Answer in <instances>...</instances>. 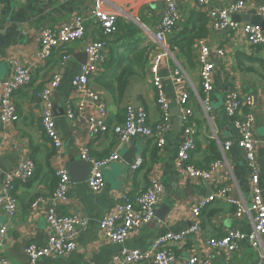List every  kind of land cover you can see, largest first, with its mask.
Instances as JSON below:
<instances>
[{"label":"crops","instance_id":"obj_1","mask_svg":"<svg viewBox=\"0 0 264 264\" xmlns=\"http://www.w3.org/2000/svg\"><path fill=\"white\" fill-rule=\"evenodd\" d=\"M213 1L218 3L220 0ZM245 1L246 8L232 15L233 21L250 23V13L264 4V0ZM177 5L181 21L170 35L173 37L181 34L191 13L201 12L194 0H177ZM92 6L93 0H0V82L11 76L14 62L30 68L33 76L32 84L13 97L18 121L7 125L0 122V188L4 175L19 163L31 159L36 165L34 176L27 184L14 185L18 202L16 217L9 221L5 213L0 214V228L7 226L0 241V256L7 259L8 264H27L24 248L30 243L45 246L48 237L45 214L51 205L56 206L61 215L76 216L87 223L78 230L77 249L73 253L63 258L43 257L36 264H114V256L122 249L150 250L153 240L159 236L181 233L191 227V212L196 201L221 188L229 189L230 199L248 206L251 193L249 171L244 151L237 145L238 130L225 112L228 91H235L241 96L252 95L257 102L252 133L258 140L255 153L264 202V47L251 46L241 31L215 32L208 25L207 37L194 46L192 67L173 52L187 76L183 84L174 83L169 76L173 61L168 58L161 61L158 75L162 78L169 106V127L164 133L163 147L159 149L153 140L136 136L122 148L117 146L112 128L123 122L127 107L142 108L150 127L163 121L149 71L153 59L161 53V47L143 31L142 26L150 32L156 30L164 12V3L162 0H126L121 3L118 5L122 13L116 33L108 38L91 20ZM76 16H84L88 21L84 39L67 48L72 59L62 65V55L57 52L48 60H38L40 32L69 23ZM95 41L104 43V59L91 76L89 88L106 103L109 130L92 139L88 132V119L98 116L97 108L85 100L84 108L73 119L67 117V110L69 105L75 107L81 99L71 81L83 62H87L86 46ZM150 42L153 49L149 53V63L144 69L136 67L132 56L139 54ZM200 45L209 48V61L214 66L212 91L206 108L202 103L204 95L197 63ZM217 50H222L223 55L218 56ZM132 70L119 97L116 90L119 76ZM55 72L61 75V83L52 94L55 127L62 142L58 150L50 145L42 132L41 112L36 99V93ZM103 82L111 83L113 90H107ZM184 93L189 96L195 131L196 147L190 154V165L204 169L214 157L223 162L210 181L190 179L177 163L184 136L182 119L176 118V115L182 116L179 99ZM226 142H230V146L224 151L221 147ZM84 148L98 159L108 157L118 149L121 150V159L103 169L105 184L100 192H92L86 179L78 183L70 181L67 202L52 200L56 184L54 171L65 169L69 175L71 164L81 163L80 154ZM131 149L134 151L125 160L122 159L125 152L129 153ZM139 158L143 160L142 166L132 171L131 167ZM132 160L134 163H130ZM81 176L85 177L84 170H74L76 179ZM151 180H157L163 188L153 221L130 234L123 244L107 241L99 231L100 220L106 214L115 212L123 204L124 196L145 191ZM37 198H43L45 202L32 211L30 205ZM235 211L233 204L222 200L210 203L201 214L200 231L173 247L176 255L174 264H188L192 256L208 257L214 264H264V238L258 249L252 248L244 238L233 253L207 246V240L220 238L228 230L251 231L249 220L236 219Z\"/></svg>","mask_w":264,"mask_h":264},{"label":"built area","instance_id":"obj_2","mask_svg":"<svg viewBox=\"0 0 264 264\" xmlns=\"http://www.w3.org/2000/svg\"><path fill=\"white\" fill-rule=\"evenodd\" d=\"M126 0H93L90 18L97 25L105 38L116 33L119 16L122 13L118 5ZM164 12L156 25V30L150 32L145 26L143 31L152 36L161 47L150 66L152 85L156 91L157 102L163 121L154 127L147 125L146 113L142 108H126L122 123L112 128L117 146H126L134 137L142 136L155 142L157 148L164 145V133L168 129L169 106L162 86V78L158 75L161 61L168 58L174 66L169 76L174 83L181 85L187 80L184 70L174 58L173 52L167 46V38L174 32L181 21L177 0H162ZM198 9L207 17L209 28L215 32L241 31L247 42L253 47H264V32L258 26L250 23H238L231 16L246 8L245 0H194ZM257 15L264 18V4L255 10ZM127 18L129 16L126 15ZM138 22V19H134ZM88 19L84 16H76L71 22L63 23L51 29H44L38 37L37 58L45 61L59 52L61 64L72 59V54L67 50L68 46L80 42L86 33ZM104 43L95 41L86 46L87 62L80 66L79 71L72 78L71 86L81 96L75 107L69 105L67 117L73 119L76 113H80L85 105V100L91 102L98 111L97 117L88 119V132L92 139L102 136L109 130L108 111L102 98L89 88L90 78L97 72V67L102 63L104 56L102 50ZM209 48L200 45L197 52L199 67V79L201 92L204 95L202 101L204 108L209 105V94L212 91L213 64L209 61ZM218 56L223 55L222 50H217ZM33 81L30 68L14 62L12 74L9 78L0 82V122L2 124H14L18 121V115L13 102L14 95L28 88ZM61 83V75L55 72L49 82L36 93V99L41 112L40 125L44 136L54 149H60L62 142L55 127L52 94ZM179 104L183 108L181 116L183 123V141L178 150L177 163L187 176L196 181H210L214 173L223 165L220 160L211 162L207 168L200 169L188 164L190 154L196 147L195 131L191 121L192 111L189 107V96L182 94ZM257 102L252 95L241 96L235 91H228L225 101V112L233 121L238 130L237 145L244 151V160L249 171L250 201L248 206L229 198V189L221 188L206 198H200L192 208L193 223L191 227L181 233H167L153 240L150 250L122 249L113 258L114 264H174L176 255L173 247L179 245L190 236L200 231V217L203 210L215 200H222L236 207L235 218H246L250 222L251 231L243 233L237 229H231L220 238H211L206 241L209 248L233 253L237 250L241 240L246 238L252 248L258 249L264 238V202L262 189L259 186V167L256 158V146L258 140L252 133L255 121V109ZM230 142H226L221 148L229 149ZM121 148V149H122ZM121 159V150L116 149L110 156L98 159L93 157L88 149L80 154V160L89 164L87 179L88 188L94 192H100L105 184L103 169L113 162ZM143 164L142 159L136 160L131 167L132 171L138 170ZM35 162L31 159L23 161L4 175L0 188V214L5 213L9 221L16 217L18 202L14 195V185L27 184L34 176ZM56 178L55 190L52 200L59 203L67 202V190L69 187V175L65 169L58 168L54 171ZM163 193L162 185L157 180H151L148 188L134 196L123 197V204L115 212L106 214L99 222V231L107 241L115 244H123L130 234L144 225L150 224L154 219L155 209L159 198ZM43 198H37L30 205L32 211L43 204ZM48 237L45 246L30 243L25 246L24 254L27 264H36L43 257L63 258L77 249L76 239L78 230L87 223L85 219L76 216L61 215L56 206L51 205L45 214ZM7 231V226L0 228V241ZM0 264H8V260L0 256ZM188 264H214L208 257L192 256Z\"/></svg>","mask_w":264,"mask_h":264},{"label":"trees","instance_id":"obj_3","mask_svg":"<svg viewBox=\"0 0 264 264\" xmlns=\"http://www.w3.org/2000/svg\"><path fill=\"white\" fill-rule=\"evenodd\" d=\"M207 35H208L207 17L202 12H193L191 13L189 19L185 23L181 34L175 37H173V35L170 36L167 40V45L172 52H176L180 59L186 61V63L190 67H192L193 66V52L195 48L194 46L197 41L205 39ZM152 45L153 44L150 42L146 48H143V50L138 52L139 54L137 55L134 54L132 56L133 65H136V67L141 66V68L144 69L145 65L149 63V53L151 49H153ZM132 72L133 70L130 72L126 71L119 76L118 85L116 88V90L118 91L119 97H121V93L125 89L126 79L128 78L127 76L129 74H132ZM102 85L107 90H110V91L113 90V88L111 87V83L103 82ZM213 159L214 160H212L211 162L219 160V158H216V157H214ZM188 164H190V161L188 162Z\"/></svg>","mask_w":264,"mask_h":264},{"label":"water","instance_id":"obj_4","mask_svg":"<svg viewBox=\"0 0 264 264\" xmlns=\"http://www.w3.org/2000/svg\"><path fill=\"white\" fill-rule=\"evenodd\" d=\"M250 14H251V18H249L248 21L252 25H255V26H258V27H261L262 29H264V18L258 16L257 13H256V11H252ZM85 57L87 59V56L86 55H85ZM85 63H86V61L83 62V64H85ZM176 118H179L180 119L181 118V114L176 115ZM133 151L134 150L131 149L129 151V153L128 152H125V154L122 156V159L125 160L126 157H127V155L131 154V152H133ZM130 163H134V160H132ZM77 168H81L82 170H84L85 177L84 176H81L82 178H77V179L74 177V170H76ZM89 168H90L89 164L86 163V162H83V161H81V163H80V161H77V162L72 163L71 166L68 169V171L70 172V174H69V176H70L69 182L72 181V182H77L78 183V182L84 181L85 179L87 181ZM160 219H163V218H160Z\"/></svg>","mask_w":264,"mask_h":264},{"label":"rangeland","instance_id":"obj_5","mask_svg":"<svg viewBox=\"0 0 264 264\" xmlns=\"http://www.w3.org/2000/svg\"><path fill=\"white\" fill-rule=\"evenodd\" d=\"M136 21V20H135Z\"/></svg>","mask_w":264,"mask_h":264}]
</instances>
